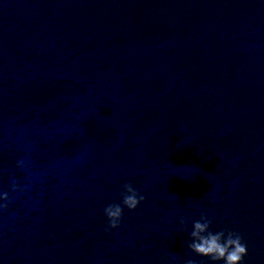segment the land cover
Masks as SVG:
<instances>
[{"label": "clouds", "instance_id": "obj_1", "mask_svg": "<svg viewBox=\"0 0 264 264\" xmlns=\"http://www.w3.org/2000/svg\"><path fill=\"white\" fill-rule=\"evenodd\" d=\"M18 167H23L24 162L18 161ZM11 190L24 191L15 180L11 183ZM121 202L108 204L104 208V214L108 223L105 231L120 227L123 219L124 208L134 211L146 199L132 183H126L121 192ZM11 202L10 195L6 191H0V212L7 210ZM180 224L186 225L187 219L180 218ZM212 219L206 213H201L200 218L195 220L190 233L191 242L187 244L190 252L196 256L207 257L212 264L223 261L224 264H243L244 257L248 254V247L243 236L231 230H211ZM184 264H196V261L189 258Z\"/></svg>", "mask_w": 264, "mask_h": 264}]
</instances>
